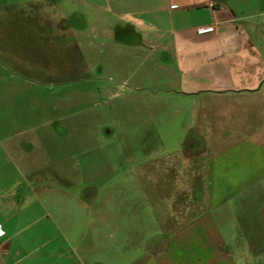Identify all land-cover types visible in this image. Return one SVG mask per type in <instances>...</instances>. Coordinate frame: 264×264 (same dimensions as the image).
Instances as JSON below:
<instances>
[{
  "label": "crops",
  "instance_id": "obj_1",
  "mask_svg": "<svg viewBox=\"0 0 264 264\" xmlns=\"http://www.w3.org/2000/svg\"><path fill=\"white\" fill-rule=\"evenodd\" d=\"M106 36L156 49L210 135L201 165L184 142V161H164L175 189L161 207L153 191L134 201L132 174L115 192L130 204L108 207L48 168L75 98L43 87L89 73ZM0 226V264H264V0H0Z\"/></svg>",
  "mask_w": 264,
  "mask_h": 264
},
{
  "label": "rangeland",
  "instance_id": "obj_2",
  "mask_svg": "<svg viewBox=\"0 0 264 264\" xmlns=\"http://www.w3.org/2000/svg\"><path fill=\"white\" fill-rule=\"evenodd\" d=\"M98 40L106 46L98 52L86 50L89 73L79 66L76 68L83 75L72 86L43 87V94L72 92L75 98L73 118L68 124H59V133L54 135L59 158H64L61 153L64 148L62 152L67 156L62 162L58 158V165L48 168L60 176L69 175L68 182L58 183L61 189L106 193L108 197L99 201L106 200L108 207L130 204L129 193L120 196L115 192L123 186V175L132 174L135 182L128 183L125 189L138 193L134 201L145 204L153 191L161 207V197L168 186L175 189L169 181L170 174L160 171L164 169V161L178 163L182 157L184 161L182 148L187 145L189 150L209 144L210 135L198 132L193 109L188 119L182 113L180 83L176 78H168L172 72L158 63L161 54L156 49H140L134 53V47L120 43L121 38L106 36ZM202 125L209 128L206 121ZM192 153L194 156L188 160H193L194 165L211 158V155H200L198 149ZM171 168L178 171L179 166ZM203 177L196 185L208 198L213 193L212 186L209 176ZM147 190L149 194L145 193ZM221 200L213 194V203L208 206L211 208Z\"/></svg>",
  "mask_w": 264,
  "mask_h": 264
},
{
  "label": "built area",
  "instance_id": "obj_3",
  "mask_svg": "<svg viewBox=\"0 0 264 264\" xmlns=\"http://www.w3.org/2000/svg\"><path fill=\"white\" fill-rule=\"evenodd\" d=\"M203 30H206V29H201L200 31H203ZM2 227L0 226V250H1V245H2V242H1V235H2Z\"/></svg>",
  "mask_w": 264,
  "mask_h": 264
}]
</instances>
